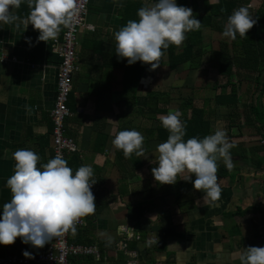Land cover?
<instances>
[{
	"label": "crops",
	"instance_id": "obj_1",
	"mask_svg": "<svg viewBox=\"0 0 264 264\" xmlns=\"http://www.w3.org/2000/svg\"><path fill=\"white\" fill-rule=\"evenodd\" d=\"M144 1L147 6L154 4L152 0ZM126 2L88 0L85 25L78 33V69L72 75L67 101L71 115L64 121L65 135L73 139L77 150L68 154L66 160L73 174L81 165L93 167L97 182L92 191L97 208L83 217L84 224L71 231L69 240L95 245L99 257H78L75 262L241 264L238 258L233 259V253L248 246H264V148L259 145L260 128L255 127L259 124L253 119L245 120L253 89L246 94L249 85L245 83L243 87L241 83L237 106L227 108L223 122L214 124V117L222 116L215 113L212 116L210 134L218 128L226 129L229 142L237 145V152L231 153L234 167L218 177L222 189L218 201L206 198L203 189H195V174L186 180L190 175L187 170L177 175L175 184L157 182L151 171L158 166L157 146L162 143L157 138L156 118L178 109V105L175 109L167 106L173 98L180 102L191 94L188 90L192 87L211 84H198L199 81H195V86L190 84L191 87L185 84L183 93L172 97L174 86L159 79L171 71L164 55L157 68L146 65L134 95L125 92L123 68L113 50L117 44L114 32L119 29ZM30 11L27 0H23L16 14L26 18ZM39 34L31 23L27 29L15 23L0 27V217L2 206L12 196L6 181L15 171L13 152L19 148L33 149L40 156L38 167L52 158L50 110L57 90L59 59L44 41H38ZM182 45H176V52ZM201 61V65L194 67L189 62L179 64L173 70H183L185 80L192 72L204 79L205 75L210 76V68L203 57ZM157 90L168 92L165 114H155L149 100L147 105H141V97ZM210 103L208 100V106ZM233 116L236 122L227 127ZM133 128L145 137L144 152L126 157L122 149H114L112 140L119 131ZM217 163L218 169L227 167L223 157ZM128 226L133 229L131 236ZM47 244L35 247L17 237L11 245L0 244V257L9 254L25 257V250L34 253Z\"/></svg>",
	"mask_w": 264,
	"mask_h": 264
},
{
	"label": "clouds",
	"instance_id": "obj_2",
	"mask_svg": "<svg viewBox=\"0 0 264 264\" xmlns=\"http://www.w3.org/2000/svg\"><path fill=\"white\" fill-rule=\"evenodd\" d=\"M22 2L0 0V27L15 23L27 29L31 23L39 30L38 41L56 38L61 25L69 24L77 5V0H27L30 15L20 18L16 10ZM193 13L191 7L178 4L177 0H155L151 6L139 8L138 20L130 19L114 32L118 57L127 58L129 65L141 61L152 69L157 68L170 44L180 45L187 38V32L200 29L202 21ZM253 16L248 7L237 8L228 17L223 36L236 39L237 33L247 35L256 23ZM181 115L176 109L160 116L170 135L157 146L158 166L151 169L153 176L160 184H175L177 175L187 170L190 175L186 180H191L195 174L194 188L203 189L205 197L216 202L222 194L217 161L223 157L227 168L232 169L230 149L233 145L223 128L202 139L192 136L185 140L186 125ZM144 140L137 129H124L118 132L112 144L114 149H122L126 157L134 152L139 156L144 152ZM12 155L16 161L15 171L6 181L12 196L2 206L0 244L11 245L20 237L22 243L42 248L53 237L69 230L75 232L79 218L95 212L92 185L97 180L93 178L91 165H81L73 174L63 153L58 152L40 167V156L31 148H19ZM132 230L128 226L129 236ZM23 255L33 256L27 250ZM236 258L241 264H264V246L245 247L233 253V259Z\"/></svg>",
	"mask_w": 264,
	"mask_h": 264
},
{
	"label": "trees",
	"instance_id": "obj_3",
	"mask_svg": "<svg viewBox=\"0 0 264 264\" xmlns=\"http://www.w3.org/2000/svg\"><path fill=\"white\" fill-rule=\"evenodd\" d=\"M155 2V0H152ZM178 4L191 7L194 10L193 15L197 19L202 21V25L199 30H192L186 33V39L182 42V48L179 52H176V44H170L169 48L164 50V55L167 57V66L173 70L179 64L186 62L190 63V66L194 67L201 65L202 57L207 54L210 66L215 68V78L212 85L214 94L212 98L200 99L193 95H186L180 99L178 103V109L182 113L180 119L186 125L185 140L196 136L203 138L210 134L211 122L213 120L214 110L208 108V100L212 101L214 105L223 106L225 108L236 107L238 103V88L237 84L243 81L258 83L260 73L264 72V0H261L258 7L251 12L249 8L250 0H215L209 2V0H177ZM147 6L144 0H127L123 10L121 11V21L119 28L125 26L130 19H139L138 9ZM241 6L249 8L250 14L254 15L253 18L256 23L251 29L248 30L247 35L241 36L237 33L236 39H229V42H222L218 49H212L210 46H206L203 41V29L208 28L216 30L221 34L224 31L228 17L234 10ZM202 9V11H201ZM114 55L118 57L116 53V47L114 48ZM163 55V56H164ZM162 56V57H163ZM118 62L123 68V90L132 92L133 95L136 92L137 83L144 71L147 64L137 61L134 64L129 65L127 58H119ZM117 62V63H118ZM242 76H249L245 80H241ZM247 83V82H246ZM260 83L263 84V80ZM198 87H192V90ZM201 88V87H199ZM262 91L249 103V114L245 116L246 122H250L252 119L259 125H255L256 128H260L259 131V145L264 148L262 141L264 140V117H263V101ZM70 96V94H69ZM141 97V105H147L148 100L154 105L155 114H165L166 109L164 104L168 97V92L156 91ZM69 99V98H68ZM255 101V102H254ZM151 110V109H150ZM236 116L229 118L227 127L233 126L236 122ZM155 128L157 131V138L164 142L169 137V130L163 126L160 117L156 118ZM164 133H166L164 135ZM251 149L255 148L252 146ZM257 150V149H256ZM237 152V145H234L230 152ZM243 154V152H238ZM228 173L227 167H220L217 175L222 176Z\"/></svg>",
	"mask_w": 264,
	"mask_h": 264
},
{
	"label": "built area",
	"instance_id": "obj_4",
	"mask_svg": "<svg viewBox=\"0 0 264 264\" xmlns=\"http://www.w3.org/2000/svg\"><path fill=\"white\" fill-rule=\"evenodd\" d=\"M88 0H77L76 11L70 18L68 25H61L58 36L44 41L49 50L58 56L57 90L53 107L50 110L52 122V158L63 153L67 155L77 150L72 138L65 135V118L71 115L67 104L72 89L71 79L78 69L76 47L79 44L78 33L85 25ZM264 144V140L262 141ZM84 224L83 217L79 218L76 227ZM71 230L53 237L48 241L47 247L38 250L31 258L9 254L0 257V264H87L75 262L78 257H99V250L95 245H84L69 240ZM128 264H134L129 262Z\"/></svg>",
	"mask_w": 264,
	"mask_h": 264
},
{
	"label": "rangeland",
	"instance_id": "obj_5",
	"mask_svg": "<svg viewBox=\"0 0 264 264\" xmlns=\"http://www.w3.org/2000/svg\"><path fill=\"white\" fill-rule=\"evenodd\" d=\"M147 1H148V3L152 2V1H149V0H147ZM260 2H261V0H250V2H249V6L250 7L249 8L251 9V12L254 11L258 7ZM203 38H204V41H205L204 43L206 45H209V43H210V46L212 48H218L219 45L223 41L227 43V42H229V39H230V37H225V36H223V34L218 33L216 31H213V30H210L208 28H205L203 30ZM203 60L207 62L208 61V55H204L203 56ZM166 61H167V58H166ZM162 62H163V60H162ZM163 64H164V62H163ZM165 65H164V68L167 67ZM164 71H166V69ZM164 71H162V72H164ZM182 71H178V68H177L176 70H171L169 72H165L167 74H163L159 78V79H162L161 82L163 84L174 86L175 90L172 89V91H173L172 92V97L175 94L183 93V89L185 88V84H188L190 87H191L190 84H192V86H195L194 85L195 81H199L198 84H201V83L205 84V82H208V84H211V85H209V86L203 85L201 88H197V89L193 88V90L191 88L190 90H188V93H191V91H192L193 92L192 94L196 95L197 97H201L200 99L210 98V97L213 96L214 92L212 91L211 87H212L213 82H214L213 79L215 78V75H216L215 72L216 71L213 69L212 66H210V70H209L210 76H208V75L206 76L205 75L204 79L202 77H199L197 74H194V72H192V74L190 76L188 75V79L185 80V76L183 75ZM207 77H210V78H207ZM247 77H249V76H247ZM247 77L246 76H242L241 80H245ZM259 77L260 78H259L258 83H255V82L253 83V82H248V81H246L247 83L245 81L241 82L243 87H244L245 83L247 84V87L249 85V88H247L244 91V92H246V94L247 93L249 94V91L253 89V91H252V100H255V98L258 96L259 89L261 88V86L262 87L264 86V72L260 73ZM260 80H261V82L263 80V85L260 83ZM241 83L239 82L237 84V88H239V85ZM170 86H167V87L170 88ZM262 98L264 99V95L262 96ZM178 103H179L178 100H175L173 98L172 101L169 104H167V106L169 108H171V109H175L176 106L178 105ZM208 108H210V109L214 108L215 114H219V115L222 116V118H215L214 117V119H215L214 124L217 125V124H219V122L222 123L223 120H224V116L226 115V112L228 111V109L227 108H222L221 106L214 105L213 103H210ZM158 114H160V113H158ZM233 133H235L234 129H233Z\"/></svg>",
	"mask_w": 264,
	"mask_h": 264
}]
</instances>
